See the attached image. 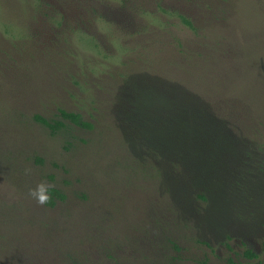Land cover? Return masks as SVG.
<instances>
[{"label": "rangeland", "instance_id": "1", "mask_svg": "<svg viewBox=\"0 0 264 264\" xmlns=\"http://www.w3.org/2000/svg\"><path fill=\"white\" fill-rule=\"evenodd\" d=\"M154 49L204 62L202 108L147 113ZM262 118L264 0H0V264H264ZM147 122L161 152L186 144L162 155L185 179L147 184ZM213 122L231 151L196 142ZM42 182L66 199L39 204Z\"/></svg>", "mask_w": 264, "mask_h": 264}, {"label": "trees", "instance_id": "2", "mask_svg": "<svg viewBox=\"0 0 264 264\" xmlns=\"http://www.w3.org/2000/svg\"><path fill=\"white\" fill-rule=\"evenodd\" d=\"M183 23L190 28L195 35H199V28L196 27L191 20L189 19H183ZM184 49V48H183ZM182 55L183 59L185 61H188L190 58L188 49H184L182 51H178ZM182 60V59H181ZM169 67H171L169 69ZM205 68L204 62L202 60H195L192 59L189 62V65L185 67L184 65H180V63H172L171 66H169V63L166 60L165 54L163 50L161 49H154L152 52H150V62L147 60V113H150V109H155L159 106H171L175 107L176 105L180 104L179 107H198L202 108L201 105H204L206 103L203 102V97L199 98V94L195 92H191L186 86H191V79L195 75L199 76V80L205 81V77L201 75H207V72L203 69ZM175 69L179 72L178 76L177 74H172L169 70ZM171 72V73H170ZM208 76V75H207ZM188 78V79H186ZM209 82V81H208ZM199 93V92H198ZM206 95V94H204ZM197 99H200L199 101ZM195 103H189L194 102ZM198 105V106H186V105ZM60 117L64 120L70 121L74 125L87 129L92 130L93 125L89 123L88 121H85L83 116L80 113L75 112H67L63 109L60 110ZM35 120L50 130L52 134H56L58 131H61L62 129L66 128V124L62 120H48L40 115H35ZM152 120V119H151ZM261 129L264 128V118L259 120ZM161 125L159 124H153L151 122H147V184H159L164 176V173H166L169 168H172L177 171L178 174L181 175V166L178 162H174L172 160V157L167 159L168 156H162L165 152L172 153L173 149L174 151L178 149V152L183 149L186 144L182 143H174V144H166L167 150L169 151H163L161 152L165 147L162 145L160 140H154L149 137V134L158 132ZM224 126V125H222ZM196 130L199 128L200 134L202 136L200 137L199 141H196L200 143L201 145H206L207 148L210 150H213L215 152L219 151V148L223 144H229L228 150L231 151V149L234 148L233 143L231 141L223 140L222 134L220 132L221 125L217 123H210L206 127H196ZM195 128H190L185 125L181 126V130L183 132L190 133ZM217 128V130H212ZM257 130L260 131L259 128ZM260 136H262V131H260ZM215 143L218 145V147L210 146L209 143ZM235 143V142H234ZM214 147L216 149H214ZM208 151V152H209ZM228 151V152H229ZM207 152V153H208ZM183 177V175H181ZM193 175L190 176L192 178ZM184 178V177H183ZM185 179V178H184ZM50 199L46 203L47 207L53 208L56 205V202L64 201L66 199V196L61 193L59 190L50 188L49 189ZM250 256L253 259H257V255L251 253ZM207 264V263H206ZM254 264H262L260 262H255Z\"/></svg>", "mask_w": 264, "mask_h": 264}, {"label": "clouds", "instance_id": "3", "mask_svg": "<svg viewBox=\"0 0 264 264\" xmlns=\"http://www.w3.org/2000/svg\"><path fill=\"white\" fill-rule=\"evenodd\" d=\"M30 195L34 197L39 204H46L50 199L49 184L46 182L40 183L36 189L31 190Z\"/></svg>", "mask_w": 264, "mask_h": 264}]
</instances>
